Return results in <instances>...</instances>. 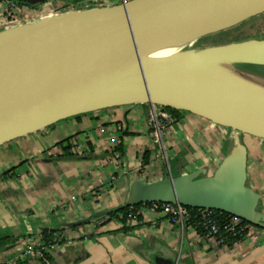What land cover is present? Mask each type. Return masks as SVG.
Listing matches in <instances>:
<instances>
[{"label": "water", "instance_id": "obj_1", "mask_svg": "<svg viewBox=\"0 0 264 264\" xmlns=\"http://www.w3.org/2000/svg\"><path fill=\"white\" fill-rule=\"evenodd\" d=\"M263 12L264 0H130L1 29L0 144L136 104L189 111L264 138V79L238 68L264 67V39L185 49L205 31ZM231 135L212 174L204 167L159 181L137 178L127 205L218 210L264 229L263 195L247 185L248 148L237 130Z\"/></svg>", "mask_w": 264, "mask_h": 264}, {"label": "crops", "instance_id": "obj_2", "mask_svg": "<svg viewBox=\"0 0 264 264\" xmlns=\"http://www.w3.org/2000/svg\"><path fill=\"white\" fill-rule=\"evenodd\" d=\"M17 1L19 9L31 16L29 21L120 4V0L83 1L53 13L46 0H32L34 6L41 5L34 10ZM3 13L0 6V19ZM143 109L121 106L84 114L0 144V238H10L0 248V264H40L35 254H26V248L49 233L60 239L50 250L55 264H154L155 256L176 264H264V229L257 226L228 245L199 233L186 221L172 222L153 205H142L140 218L128 219L125 228L120 219L111 218L110 212L127 204L135 179H165H153L163 173L161 161H156L149 115ZM226 129L182 112L165 136L174 156L191 158L180 167V174L204 167L212 174L231 147ZM250 139L248 183L263 195L264 208V138ZM120 143L123 153L117 165L114 151ZM78 144L84 147L82 153L74 152ZM145 152L151 162L142 168ZM89 217L83 225L65 226Z\"/></svg>", "mask_w": 264, "mask_h": 264}, {"label": "built area", "instance_id": "obj_3", "mask_svg": "<svg viewBox=\"0 0 264 264\" xmlns=\"http://www.w3.org/2000/svg\"><path fill=\"white\" fill-rule=\"evenodd\" d=\"M130 0H120V4L123 2H127ZM0 6L4 8V13L2 18L0 19V30L4 28H8L11 26H16L19 24L30 22L29 18L31 17L24 10L19 9L21 4L17 0H0ZM25 8H29V6L25 5ZM176 119L172 116L170 112L165 109L156 110L151 106L150 111V120L149 125L154 126V131L151 133L154 144L158 149H161L164 153L165 157V146L163 142V138L166 135L170 134L171 127L175 124ZM119 144L116 145V147ZM84 151V147L81 144L76 145L74 148L75 153H82ZM159 157V155H158ZM121 158V154L119 151H114V160L115 164H119V160ZM74 199V197H72ZM155 209L161 210L165 214L169 215L170 220L172 222H181L184 223L189 217L190 214L187 210V207L182 206L180 204H167V203H152ZM211 210L203 209L201 211L202 222L204 230L207 233V236L210 238L217 240L219 242H223V238L221 236V225L212 217ZM244 220L237 216H232L229 223L224 226L225 232L229 233H243L247 230V233L251 227V225L242 226V222ZM239 227V229H238ZM246 233V234H247ZM245 234V235H246ZM59 239V236H55V241ZM56 243L52 244L49 247H45L42 241L38 243L36 241H30L26 248L27 255L35 254L40 260V264H55L51 255L50 250L54 247ZM48 251L51 258H48L44 255V251Z\"/></svg>", "mask_w": 264, "mask_h": 264}, {"label": "rangeland", "instance_id": "obj_4", "mask_svg": "<svg viewBox=\"0 0 264 264\" xmlns=\"http://www.w3.org/2000/svg\"><path fill=\"white\" fill-rule=\"evenodd\" d=\"M21 1H23L25 4H29L32 6H33V3L36 4V1L33 2L32 0H21ZM83 1H91V0H82V2ZM68 8H70V7L68 6ZM68 8L60 6V8H51V11H53V13H57V11H66ZM252 39H264V12L259 14V15L254 16V17H251L249 19H246L245 21H240V22H238L232 26H229L226 28H221V29L209 32L207 34L201 35L198 38H196L193 42L188 44L185 47V49L200 50V49H204V48L211 47V46L224 45V44H228V43L247 41V40H252ZM195 41H197V42L199 41V42L197 43ZM238 68H240L243 71L253 73L254 75L259 76V77L264 79V67H262V66L238 65ZM127 106L145 108V109H143V110H145V111H143V114L149 115V120H150V114H149L150 113L149 112L150 105H148V104H136V105H127ZM154 108L155 109H165V107H161L159 105H154ZM100 111H103V110H99L96 112H100ZM96 112H92V113H88V114H94ZM187 112H189V111H187ZM192 114H194V113H192ZM194 115L200 116L197 114H194ZM204 118H206V117H204ZM222 126L225 128H229V129L225 130L226 131L225 136L227 137V140L230 143V146L232 145V141H233V137L231 135V129L237 130V132L240 134L244 144H246L247 142L250 144V142H251L250 138L252 136L251 132L248 133V132L243 131L242 129H236L230 125H222ZM150 130H151V132L154 131L153 125H150ZM166 136H168V135H166ZM20 138H22V137H20ZM16 139H18V138H16ZM163 142H164V146H165V157H164L163 151L161 149H158L156 145L154 146L155 154L159 155V157L156 156V158H157L156 161H161L160 171H162V173H163V175H161V177L153 178L154 180H157L160 178L161 179L167 178V177H169V174H171L173 176H178L180 174V170H179L180 167L186 166L187 163H189V161L191 159L188 157L187 154H185V155L179 154V155L174 156L166 137L163 138ZM1 144H3V143H1ZM229 149H230L229 147L226 148V153L229 151ZM247 185L250 186L248 182H247Z\"/></svg>", "mask_w": 264, "mask_h": 264}, {"label": "trees", "instance_id": "obj_5", "mask_svg": "<svg viewBox=\"0 0 264 264\" xmlns=\"http://www.w3.org/2000/svg\"><path fill=\"white\" fill-rule=\"evenodd\" d=\"M165 109L168 112H170L176 120H179L182 112H184V111L169 108V107H166ZM81 116L82 115H79V116H76L73 118L79 119ZM125 134H127V132H125ZM67 139H69V138H67ZM115 150L119 151L122 155V153H123L122 144L120 143L116 147ZM150 162L151 161H150V157H149V152H145L144 159H143V165L144 166L142 168H144L146 165H149ZM142 205H152V203L139 204V205H135V206H129V205L125 204L124 206L110 212V216H111V218L120 219V221L123 223V228H125V225H126V222L128 221V219L135 217V216L138 219L140 218V216L138 215V209ZM187 210L190 214V217L186 220V223L194 225L197 228L199 233L207 235L206 231L204 230L203 222H202L203 220H202L201 211L203 209H195V208L187 207ZM259 210L264 212L262 201H260ZM210 212H211L212 217L221 225V236L223 238V243L228 244V245H232L235 242L242 240L246 236L245 234L247 233V230H245V232H243V233L238 232L235 234L225 232L224 226L229 223L232 215H230L226 212L218 211V210H211ZM241 225L242 226H245V225L255 226V225L248 223L247 221H243ZM238 229H239V227H238ZM9 239H10L9 237L0 238V248H3L5 245L10 243ZM41 241L43 242L45 247H49L54 243H59L60 239H57V241H55L54 233H49L47 235H44V237ZM44 255L48 258H51L49 255V252L46 250L44 251Z\"/></svg>", "mask_w": 264, "mask_h": 264}, {"label": "flooded vegetation", "instance_id": "obj_6", "mask_svg": "<svg viewBox=\"0 0 264 264\" xmlns=\"http://www.w3.org/2000/svg\"><path fill=\"white\" fill-rule=\"evenodd\" d=\"M46 2H48L52 8H60V6H63V7H71V6H74L76 4H79L82 2L81 1H72V0H46ZM30 9H37L39 8L41 5H36V6H32V5H28Z\"/></svg>", "mask_w": 264, "mask_h": 264}, {"label": "bare ground", "instance_id": "obj_7", "mask_svg": "<svg viewBox=\"0 0 264 264\" xmlns=\"http://www.w3.org/2000/svg\"><path fill=\"white\" fill-rule=\"evenodd\" d=\"M243 21H245V20H243ZM245 23V22H244ZM234 24H236V22H232V23H228V24H226V25H224V26H222L221 28H226V27H229V26H232V25H234ZM239 26V25H238ZM220 28V29H221ZM235 30V29H234ZM212 31H215V30H209V31H205L204 33H202V35H204V34H207V33H209V32H212ZM229 31V30H228ZM230 34V33H229ZM217 37V36H216ZM215 37V38H216ZM200 40V39H199ZM204 40V39H203ZM201 41V40H200ZM206 41V40H205ZM195 42H197V41H195ZM194 42V43H195ZM199 42V41H198ZM197 42V43H198Z\"/></svg>", "mask_w": 264, "mask_h": 264}]
</instances>
